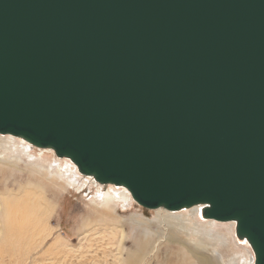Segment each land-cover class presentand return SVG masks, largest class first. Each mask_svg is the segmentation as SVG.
Listing matches in <instances>:
<instances>
[{
    "label": "water",
    "instance_id": "95a60500",
    "mask_svg": "<svg viewBox=\"0 0 264 264\" xmlns=\"http://www.w3.org/2000/svg\"><path fill=\"white\" fill-rule=\"evenodd\" d=\"M0 135L264 264V0H0Z\"/></svg>",
    "mask_w": 264,
    "mask_h": 264
},
{
    "label": "rangeland",
    "instance_id": "374dc122",
    "mask_svg": "<svg viewBox=\"0 0 264 264\" xmlns=\"http://www.w3.org/2000/svg\"><path fill=\"white\" fill-rule=\"evenodd\" d=\"M47 157L50 158L51 154ZM22 165V162L16 166L0 163V202L14 195L24 200L31 210L28 223L25 221L23 225L7 231L0 229V264H123L127 254L138 249L137 234L145 236L143 230L146 228L135 224L137 220L134 217L143 216L151 221L152 210L134 206L127 212H117L114 220L101 221L100 217H95L96 210L91 205L92 197L96 196L93 191L71 188L70 185H65L64 190L47 187L39 182L42 176L30 175L29 169ZM29 183L38 184L42 192L37 191L34 185L35 189L28 187ZM21 188L29 191L25 193ZM42 195L45 199L41 198ZM36 199L38 201L35 202ZM39 203L42 205L38 206ZM17 222L22 224L21 220ZM152 230L147 228L148 239L157 237H149ZM231 231L235 232V226ZM237 246L236 250L226 254L227 258L232 256L229 264H250L253 254L250 245L239 240ZM175 252V245L161 244L156 256H170L177 264H185Z\"/></svg>",
    "mask_w": 264,
    "mask_h": 264
},
{
    "label": "bare ground",
    "instance_id": "6f19581e",
    "mask_svg": "<svg viewBox=\"0 0 264 264\" xmlns=\"http://www.w3.org/2000/svg\"><path fill=\"white\" fill-rule=\"evenodd\" d=\"M49 153L51 154L50 158L47 157ZM20 162L23 163V168L29 169L30 175L42 176L39 182L47 187L64 190L65 185H70L71 188L78 187L93 191L96 196L92 197L94 200H91V205L95 207V217H100L101 221L114 220L117 212H127L134 206H139L132 200L130 193L124 187L102 185L95 182L93 178L82 175L69 159L56 157L52 150L36 148L20 138L0 135V163L16 166L20 165ZM32 185L37 191L42 192L38 184L29 183L27 186ZM20 190L25 193L29 191H26L25 188ZM10 196L12 198L9 200L0 202V229L5 228V231L28 223V213L31 211L29 205L24 203V200H20V197ZM41 198L45 199L43 195ZM36 201L38 200L36 199ZM42 204L39 203L38 206ZM203 208L204 205H196L179 211L158 208L152 210L154 215H152L151 221L142 218L143 216H135L134 218L137 220L135 224L146 228L143 230L145 236L137 234L138 249L129 252L127 258L123 260V264H177V261L170 256L164 258L156 256L161 244L175 245L176 255H179L181 262L185 264H213L214 262L229 264L232 256L227 258L226 254L230 250L238 248L239 240L236 238L235 232L231 231V227L235 226V223L204 219L201 215ZM18 220H21L22 224H19ZM147 228L153 229L152 235L149 237L153 235L157 237L148 239ZM220 229L222 230L218 232ZM162 238H164L163 241ZM244 241L248 244L246 240ZM143 252H145L144 257ZM150 254L153 255L152 258H149ZM250 264H254V254L251 255Z\"/></svg>",
    "mask_w": 264,
    "mask_h": 264
}]
</instances>
